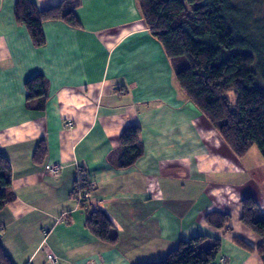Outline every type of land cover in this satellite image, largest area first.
Masks as SVG:
<instances>
[{"label": "crops", "instance_id": "1", "mask_svg": "<svg viewBox=\"0 0 264 264\" xmlns=\"http://www.w3.org/2000/svg\"><path fill=\"white\" fill-rule=\"evenodd\" d=\"M31 1L46 9L67 0ZM14 3L0 0V155L11 167L13 195L0 209V247L11 261L146 263L202 235L220 241L210 264H264L262 238L239 220L244 196L264 213V165L235 158L186 98L137 1L78 0L79 26L43 21L40 47L15 20ZM35 74L45 95L28 99L24 83ZM134 125L142 153L119 168V136ZM49 163L61 165L58 175L45 172ZM78 167L90 188L82 205L74 192ZM96 210L111 223L113 241L87 227ZM210 212L230 220L213 228Z\"/></svg>", "mask_w": 264, "mask_h": 264}, {"label": "trees", "instance_id": "2", "mask_svg": "<svg viewBox=\"0 0 264 264\" xmlns=\"http://www.w3.org/2000/svg\"><path fill=\"white\" fill-rule=\"evenodd\" d=\"M141 18L173 62L174 77L191 101L235 158L246 155L255 145L264 160V54L255 41H264V19L258 17L257 0H136ZM78 0H67L39 9L31 0H15L14 17L25 26L35 47L44 44L42 22L62 20L72 27L79 21L74 13ZM258 10V11H257ZM259 26V27H258ZM263 30V31H262ZM27 98L45 95V81L35 74L24 83ZM230 92L234 99L230 98ZM138 126L127 127L119 136L121 152L117 167L131 165L142 153ZM44 146L37 145V160ZM11 167L0 155V209L13 199L7 193ZM78 188H74L76 196ZM239 220L262 238L257 248L264 262V213L255 197L240 199ZM230 215L210 212L206 223L222 229ZM92 233L103 241H113L108 233L111 223L102 211L91 212L86 221ZM240 246L250 249L242 240ZM220 250L219 239L196 235L181 239L159 261L138 264H210ZM0 264H14L0 247Z\"/></svg>", "mask_w": 264, "mask_h": 264}, {"label": "built area", "instance_id": "3", "mask_svg": "<svg viewBox=\"0 0 264 264\" xmlns=\"http://www.w3.org/2000/svg\"><path fill=\"white\" fill-rule=\"evenodd\" d=\"M68 126L71 125V122L70 120L67 122ZM44 169H45V172L51 176H56L59 174V172L61 171L62 167L61 165L57 164V163H49V164H46L44 166ZM77 171H78V177H77V184H76V187L78 188L77 192V202L82 205L85 203L87 197H88V192H89V186H87L86 183H83L84 182V176H85V172L83 169H81V167H78L77 168ZM48 259L53 263L55 264L56 263V260L54 259L53 256H48ZM88 264H93V262L89 261ZM99 264H102L101 262Z\"/></svg>", "mask_w": 264, "mask_h": 264}, {"label": "rangeland", "instance_id": "4", "mask_svg": "<svg viewBox=\"0 0 264 264\" xmlns=\"http://www.w3.org/2000/svg\"><path fill=\"white\" fill-rule=\"evenodd\" d=\"M257 1H258L257 8L260 11L257 14V16L264 19V0H257ZM252 36H254L252 40L255 41L256 45L259 48H261L262 53L264 54V41H261V39L258 38L256 35H252ZM229 95H230V98L233 100L234 99L233 93L230 92ZM244 162L246 165L253 166V167H259V168L264 165V160L262 158V155L260 154V152L258 151V148L255 145L251 146L249 151L246 153V158ZM158 259H162V258H158ZM156 261H159V260H156Z\"/></svg>", "mask_w": 264, "mask_h": 264}]
</instances>
